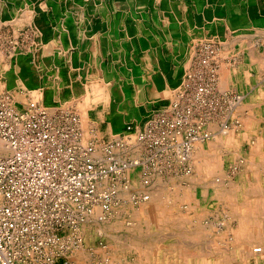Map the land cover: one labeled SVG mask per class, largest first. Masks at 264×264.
Masks as SVG:
<instances>
[{
	"label": "crops",
	"instance_id": "obj_1",
	"mask_svg": "<svg viewBox=\"0 0 264 264\" xmlns=\"http://www.w3.org/2000/svg\"><path fill=\"white\" fill-rule=\"evenodd\" d=\"M1 20H11L7 24L12 25L16 29L34 24V29L44 30V37L49 39L50 42H56L54 45L55 50L52 53V56L54 55L52 57V62L54 63L52 67L56 73L55 76L58 78V81L54 83V85L58 86V92H53L54 100L49 101L50 105L58 103V106H60L61 103L75 101L80 96L85 97L88 93V89L87 91L85 89L86 87L91 86V84L102 83L107 87L105 88V92L109 94L107 101H105L106 98H103L98 102H94L87 109L95 111L92 113V116L96 119L95 114L98 112L99 119L109 120L110 124L113 123L110 118L112 115L110 116V113L107 114L102 111H111V109L121 108V105H124L132 111H138L135 114L132 112L131 117L133 119H129L136 122L145 116L149 105L158 101L160 102V99H163V97L158 98V94L160 92L168 94L173 89L175 83L182 78L184 71L183 64L187 58V54L190 55L188 50L194 42L197 45L198 41L203 38L217 36L221 40L226 41L230 46L234 45L237 47L241 44L240 60L242 62L234 67L235 70H222L221 80L223 84L220 82L222 85L220 86L221 89L224 86L222 89L224 91L232 88L245 95L244 107L248 110L246 115L247 117L250 116L249 114L253 115L248 118L250 119L249 121L245 118L246 125H259L254 120L257 118L264 120V49L262 52L255 49L256 44L264 46V0H0ZM54 36L56 40L53 39ZM234 60L236 59L234 58ZM128 83L131 85L130 89L123 88L120 92L121 87ZM79 84L83 87L82 91L77 90ZM79 93H81L80 96ZM44 99L43 103L46 105L48 102L46 103ZM127 122L128 120L123 123ZM260 124L264 125V121H261ZM114 125L116 124L113 123ZM118 125H122V122H118ZM251 135V142L252 140L256 142L254 144L255 148L244 152L234 150L229 152V162L231 165L235 164L237 158H246V164L243 166L244 169H241L239 172L240 178L237 179L238 181L233 182L234 185L231 187L234 195H232V202H234L232 207L228 206L225 199H218L214 205L208 204L203 199L199 207L202 215H183L180 222L184 223L185 226H174V221L170 219L175 217L170 211L166 213L167 215L165 214L166 216H163L165 220H162V224H155L156 216L153 215L155 210L152 207L154 203H150L144 211L143 209L140 211V207L136 209L135 216L138 215V220L141 222L142 227L145 228L142 234V236H146L143 237L145 241H147V238L153 237L155 233L160 238L154 237L150 239L152 243V245L150 244L151 249L161 248L165 251L164 253L174 254L180 250L184 252L185 246L187 248L186 252L188 250H191V252L199 250L202 254H208V251H212L214 254L220 255L218 260L203 262V264H264V259L259 263H255L254 259L247 260L243 257L250 245L249 243H253V238L257 231H259L257 235L264 238L262 236L264 235V214H261L262 210V213H264V181L261 180V176L264 179V134ZM240 141H245V136L242 140L234 142ZM256 149L258 153L255 152L257 151ZM219 151L216 152V155L213 154V159H217L219 156L221 158L223 153H219ZM256 172L262 174L260 175ZM256 175L258 176L256 177ZM250 178L252 181H247ZM240 182L246 186H241ZM184 184L188 185L187 188L191 191L198 190L206 185L198 186L200 185L199 182ZM164 186L163 189L165 191L173 188V185L166 184ZM246 187H249L248 190L250 192L248 191V194L240 193ZM218 188L223 193L222 187L219 186ZM258 195H261L260 200H258ZM128 199L126 198V201L130 203ZM241 201H243L242 204ZM236 210L238 211L237 213ZM206 211H215V213L210 214L208 212L207 214ZM131 212L134 211L131 210L128 213L119 214L118 218L120 219L118 222H122L123 220L126 224L135 222L131 220L133 219ZM243 214L244 216H241ZM167 216L168 218H166ZM191 220L194 222L197 230H200L199 233L196 231H193L194 233L191 232ZM149 221H151V227L147 226ZM197 221L199 222L197 223ZM208 222L209 224L212 222L216 224L222 222L223 224L225 223V226L218 228V224H215L213 225L214 227H208ZM242 222L245 227L247 224V226L250 225L246 228V232H242L245 231ZM257 222L261 223V227ZM205 226L208 229H202ZM148 228H151L150 231L147 230ZM212 228L213 230H211ZM237 228L238 230H236ZM113 233L118 235L123 233V231H114ZM108 234H110V231L104 235L92 231V241L89 243L88 249L86 248L85 250L88 251L86 254L90 256L87 259H79L78 257L76 260L74 257H71L72 262L75 264H106L103 258L107 256V259L109 256L110 258L113 256L115 257V263L127 264L131 258L128 255L131 254L132 250L127 252L125 246L113 245ZM170 234L173 236H170ZM219 234L225 235L224 238H221ZM250 234H252L251 237H249ZM214 236L220 239H216ZM192 237L200 240V242L198 241V245L195 246L194 242H190ZM186 238L187 240H185ZM222 239L230 240L224 241ZM105 241L107 245L104 247ZM212 242L213 244L211 245ZM218 244L227 247H223V251L225 252L222 251V247L218 246ZM207 246L209 249H205ZM117 248L122 249L117 250ZM141 248V250H144L143 247ZM227 249L228 252H226ZM218 250L220 253H218ZM221 253L224 255H228L229 253L235 254L238 259L236 258V261L227 262ZM59 264L63 263L60 262Z\"/></svg>",
	"mask_w": 264,
	"mask_h": 264
},
{
	"label": "rangeland",
	"instance_id": "obj_2",
	"mask_svg": "<svg viewBox=\"0 0 264 264\" xmlns=\"http://www.w3.org/2000/svg\"><path fill=\"white\" fill-rule=\"evenodd\" d=\"M9 21H3V22L2 20L0 21L1 23L0 24L1 25L0 26V106L3 105L7 107L8 109H11L12 111H15L18 113H30V114L40 113L42 114L41 117L46 116L48 119L53 121V125L56 126V128H59V130L62 133H70L74 135L75 137L77 135V137L75 138L76 140L75 143L78 149L83 150V149H86L87 146L93 147L94 145H95L94 149L95 147L96 149L99 148L101 152L103 153V159L102 160L97 159L96 161H101V163H105V164H107L106 159L108 156V151L113 154V155H110L109 157L113 156L114 158H116L120 165H123V164L128 165L130 163H133L135 160H137V157L139 160L146 163L147 161L146 159H148L149 157H152L151 154H149V157L145 156L148 154L147 150L150 149V144L149 142L146 143L145 141L141 140L140 139L141 136L145 137L146 139L147 138L154 139V148H156L158 143L161 144V141L165 137H167L168 139L169 138L171 139L172 137L177 138L181 134L178 137L176 143L178 142V140H179V143H183V141L187 140L189 132L192 131L193 133L195 132L194 135L197 136L198 139L202 138L203 140L204 139L206 140L212 134H214L215 132H218V130L224 129L225 127L230 128L232 126L237 125V127L241 128V130L244 129L243 134L244 135L246 134L245 141L232 142V144L233 143L234 144L233 146L230 145L231 146V147L229 146L230 148L223 147L222 149H220L219 153L223 152V157L221 155V159L219 157V159L217 158L216 161L221 163L223 160L222 162L223 164L221 163V165H218L215 167V169H219L217 173L214 172V173L209 174V172H205V173H202L200 171L197 172L196 170H198V168L195 167V172L191 176L201 181L195 180V182H192L193 180L190 181L189 179H182L189 174L188 171L190 168L188 167V165L182 166V165H178L177 163L174 165L172 164L169 165V167H167L166 169L164 167L163 170H156V171L153 170L152 173L148 175L150 176V178L147 179L146 178L147 176H145L144 174L145 169H143L144 167H142L143 180H142V183L140 180V183L143 184L142 185L143 187H146L144 186V183L149 182L150 185L147 187H152L153 185L155 186L157 184L175 185L176 183H180V182L182 183L183 182L184 183L185 182L186 183H198L199 182L200 185H204V184H214L213 182L217 181L215 182L217 187L218 185H220L222 187L223 192L225 193L227 192V190L231 189L230 188L231 186L229 187L228 185L229 182L230 181L236 182V180L240 178L239 172L241 169H243V166H244V165H241L240 160L241 159L246 160V158L244 157H241L239 159L237 158L235 161V164L231 165L229 162L230 159L228 156L229 151L234 150L237 152L238 151L244 152L248 149L249 150L253 149L255 148L254 144L256 142L254 141L251 142V139H252V138L250 139V136H252L251 134L253 135L254 134L255 135L264 134V125L260 124L261 121H264L263 119H258V118L254 119L258 121L259 123V125L256 124L255 126H250V125L247 126L246 122L244 123L245 117L243 116H245L246 114V113L244 114V112L245 111L248 112V110L245 109L244 111H242L243 109L240 107L241 106L244 107L245 95L242 92L233 90L232 88L228 89L227 91H224L221 89V87L218 84L219 74L221 73L222 69L223 70L224 69L235 70L234 67L238 66V64L242 62L240 60V57H241L240 49L242 47L241 44L238 45L237 47L234 45L230 46L228 43H226V41L221 40L217 36L201 39L200 41H198L199 43L197 45L196 44L194 45L195 47L193 46L194 49L191 47L192 53H190L189 55V64L185 68L182 78L178 80L173 86L174 89H172V91L173 90L176 91L174 96L172 95L163 96V99H160V102L158 101L152 105H149L147 109L148 112L147 111L145 112L146 113L145 116L142 119H138L136 122L129 120V119H133L131 117L132 115L131 112L135 114L136 112H138L136 110L132 111L131 109L126 108L124 110L117 111L115 116L112 114V112H109L110 116L111 115L112 117L114 116L112 121L116 125L113 126V123L110 124L109 120L99 119L97 115L98 112L95 114V116L97 117L96 119L95 117L92 116V113L95 111H90V109H87L88 107L92 106L94 102H96V96L98 95L90 96V94L87 93L85 97H81L80 96L81 93H79L80 97L79 96L77 97H79L80 99L78 98L75 101L61 103L60 106H58V103H53L52 105H50L49 101L54 100L55 91L58 92V86L54 85L55 81H58L57 76H55L56 73L54 72V68L52 67L54 63L51 64L49 67L44 68V71H46L47 77L46 76L41 77V82H39V84L41 85V86L39 85L40 90H41V97L39 99L36 96L35 98L31 97L32 94L34 95L35 93L29 92L28 89H25L20 86L23 83V81L24 83H26L25 80L21 76L22 73L20 74L19 70H17V72L19 73V76H18V73H16L15 68L20 64V60L23 58H25L26 60L29 59L31 60L32 64H34L35 59L39 56L38 48L43 49L45 47V49H47L46 47L49 44L52 45V44H55L56 42L55 41L50 42L49 39L45 38L44 30H40L37 28L34 29L33 28L34 24H30V26L28 27H20L16 29V28H13L12 25L7 24ZM48 41L49 43H47ZM224 43H226V45ZM224 47H226V49H223ZM255 49L259 50V52H262L264 49V46L261 44L259 45L256 44ZM219 53L221 54L219 55ZM42 54H44V56L42 57L43 59L48 57L46 53H42ZM190 56H193V57L191 58ZM50 57H51V53H50L49 58ZM234 58L236 60H234ZM5 65H7V67ZM42 86L43 87L45 86V87L43 88ZM17 88L20 89V93L17 94L19 95V97L18 99H16V95H14V98H15L13 102L14 106H12L10 102L11 97L13 95V90ZM78 89L82 91L83 87L79 84V86L77 87V90ZM85 89L86 91L88 89V92H89V87H86ZM198 89L203 90L202 95H203V99H205L204 103H200L202 99L196 97L197 96L196 93H198ZM22 92L24 93L22 94ZM170 92L168 94H170ZM88 96L92 97L91 98L93 99L92 102L91 100L87 101ZM180 96H181V99L176 102L178 103L176 107L175 104L172 102L174 101L172 97H176L178 100ZM242 97H243V100L241 99ZM43 98H45L44 101H46V103L48 102L46 105L43 103ZM193 100H195V104H197V106L200 107L199 108L200 110L199 111L194 110L193 114L195 118L191 119V121L184 122L185 114L189 111L187 107L192 104ZM85 103L87 104L85 105ZM90 103H93V104H90ZM171 105L172 107H176V109H170ZM183 106H185V108L181 112L182 110L181 108ZM99 112L101 113V111ZM102 112H106V111H102ZM233 115L234 116L236 115V117H234ZM73 118L79 121V125L77 129L73 122ZM126 120H128V122L124 124L123 122H126ZM236 120H238V122ZM48 121L49 120H47L46 122ZM78 121H77V124H78ZM181 121L183 122L180 125ZM118 122H122V125H118ZM173 132H176V133L173 135L171 134ZM127 137L131 138V140L128 139ZM134 137L136 138L133 139ZM174 139L172 140V144L173 143L175 144ZM80 141L82 142L80 143ZM83 141L85 142L87 141V143ZM195 141L196 140L191 141V144L192 142H195ZM237 143L239 147H237ZM175 150H178V147H174V151ZM6 157H10V156H6ZM162 159L166 161H170V160H167V157H163ZM77 170L78 169L76 168L74 172ZM125 171L126 169L123 170V172ZM197 173L198 174L200 173L199 174L200 176ZM201 176L203 177L204 180L202 179ZM199 177H201V179H199ZM218 179L219 180L221 179L220 180L221 182ZM137 180L139 181V179ZM116 181H121L122 183L120 186L119 185L115 186V189H116L115 191H118L119 189L121 190L123 188H127L129 190L132 187L131 186L132 184H130L131 182L129 183L124 177L122 179V176L120 180L118 179ZM112 183L113 182H111V184ZM140 185L139 187L136 186V188L132 189V192H135L137 196V199L134 202H138L139 199L142 197V195L141 196L139 195L140 197L137 195V191L143 188V187H140ZM210 192L214 193V191L212 190ZM118 194H119V191H118ZM123 194H124V197L129 198L130 202H133L131 198L129 197L130 196L129 192L128 193L125 192ZM96 207L103 208L102 206H96ZM62 230H63L62 225H58V233H61ZM70 231H71L70 233H67L66 238H64V241L66 242L69 248L72 247L71 245L77 244V242L71 244L72 242H74V239L72 238L74 233L72 232L71 229ZM70 250L71 248L69 249V253H70ZM72 261L73 260L71 259L70 254L67 255L65 253V255L64 254L58 255L54 264H59L60 262H62L63 264H75ZM198 264H203V263L199 262Z\"/></svg>",
	"mask_w": 264,
	"mask_h": 264
},
{
	"label": "built area",
	"instance_id": "obj_3",
	"mask_svg": "<svg viewBox=\"0 0 264 264\" xmlns=\"http://www.w3.org/2000/svg\"><path fill=\"white\" fill-rule=\"evenodd\" d=\"M202 92L198 89L196 93L202 99L200 103L205 102ZM180 99L181 96L177 101ZM177 101H172L175 106ZM176 107L171 105L170 109ZM187 108L184 122L195 118L194 110H200L195 100ZM41 115L0 106V141L13 152L10 157L0 155V264H54L58 255L67 254L70 249L64 241L70 229L75 233L72 237H76L78 226L95 206L111 208L120 190L115 191V186L122 183L116 180L121 179L127 167L109 157L113 155L109 151L107 164L96 161L94 147L78 149L77 135L62 133L53 121ZM73 122L78 127L79 121L77 124L73 118ZM194 134L189 132L183 143H176L181 134L177 138L165 137L156 148L154 139L141 136L150 144L145 156L152 155L143 165L146 178L153 170H163L171 164L187 165L191 141L198 139ZM174 147L178 150L174 151ZM105 179L113 183L100 189ZM136 199L135 195L133 200ZM58 225L63 227L61 233Z\"/></svg>",
	"mask_w": 264,
	"mask_h": 264
},
{
	"label": "bare ground",
	"instance_id": "obj_4",
	"mask_svg": "<svg viewBox=\"0 0 264 264\" xmlns=\"http://www.w3.org/2000/svg\"><path fill=\"white\" fill-rule=\"evenodd\" d=\"M42 6H44V5H42ZM14 12V11H13ZM26 13V12H25ZM17 14V13H16ZM24 16V15H23ZM86 17V16H85ZM3 21H6V20H2V22ZM9 21V20H8ZM11 21V20H10ZM1 24V23H0ZM1 26V25H0ZM73 32H75L74 30H73ZM83 32V31H82ZM96 35V34H95ZM60 37V36H59ZM76 37H78V36H76ZM54 38H55V36H54ZM79 38V37H78ZM82 38V37H81ZM88 38H90V37H88ZM94 38V37H93ZM84 39V38H83ZM80 43V42H79ZM81 43H83V42H81ZM222 44V43H221ZM225 45H226V43H224ZM54 45L55 44H49L46 48L47 49H45V47L43 48V49H40V48H38V53H39V56L35 59V63L34 64H32V62H31V60H29V59H25V58H23V59H21L20 60V64L15 68L16 69V73H18L17 72V70H19V73L21 74L22 73V78L25 80V82L26 83H24V81H23V83L20 85L21 87H23V88H25V89H28L29 90V92H32V93H35L34 95L32 94V96L31 97H33V98H35V96L39 99L40 97H41V90H40V84H39V82H41V77H47V75H46V71H44V68H47V67H49L50 66V64H53V62H52V53H53V51L55 50V48H54ZM195 45V42H194V44H192L191 45V47L194 49V46ZM72 46V45H71ZM75 46V45H74ZM96 46V45H95ZM194 46V47H193ZM190 47V48H191ZM189 48V52L190 53H192V49H190ZM40 49V50H39ZM223 49H226V47H224ZM228 49V48H227ZM71 51V50H70ZM226 51V50H225ZM233 51V50H232ZM58 52V51H57ZM64 52H66V51H64ZM101 52V51H100ZM108 52V51H107ZM227 52V51H226ZM3 53V52H2ZM42 53H46V55H48V57L47 58H45V59H43L42 57L44 56V54H42ZM50 53H51V57L49 58V56H50ZM233 53V52H232ZM41 54H42V56H41ZM221 53H219V55H220ZM229 54H230V52H229ZM234 54V53H233ZM93 55V54H92ZM189 54H187V58L185 59V62H184V64H183V68H184V70H185V68L188 66V64H189V56H188ZM228 55V54H227ZM227 55H225V56H227ZM103 56V55H102ZM218 56V55H217ZM222 56V55H221ZM224 56V55H223ZM231 56H232V54H231ZM191 58L193 57V56H190ZM219 57V56H218ZM105 58V57H104ZM228 58V57H227ZM221 59V58H220ZM223 59H224V57H223ZM227 61V60H226ZM34 62V61H33ZM98 62V61H97ZM222 63V62H221ZM229 63V62H228ZM89 64V63H88ZM219 64V63H218ZM223 64V63H222ZM226 64V63H225ZM233 64V63H232ZM228 65V64H227ZM230 65V64H229ZM6 67H7V65H5ZM56 66H57V64H56ZM225 66V65H224ZM219 67V66H218ZM52 68V67H51ZM94 68V67H93ZM49 69V68H48ZM223 70V69H222ZM222 70H221V72H222ZM227 71V70H226ZM184 72V71H183ZM19 73H18V76H19ZM120 75V74H119ZM51 76H52V74H51ZM222 76H223V74H222ZM98 78V77H97ZM184 78V77H183ZM218 78V77H217ZM103 79V78H102ZM222 78H221V73L219 74V86L221 85V83L223 84V82H222V80H221ZM13 80V79H12ZM153 80V79H152ZM11 81V80H10ZM124 82V81H123ZM128 82V81H127ZM217 82H218V80H217ZM221 82V83H220ZM10 83V82H9ZM130 83V82H129ZM126 84V85H124L123 87H121V90H120V92L122 91V89L123 88H126L127 90H129L130 89V86L132 85V83H130V84ZM86 84V83H85ZM11 85V84H10ZM18 85V84H17ZM40 85V86H39ZM142 85V84H141ZM168 86V85H167ZM222 86V85H221ZM220 86V87H221ZM30 87H31V89H30ZM43 87V86H42ZM180 87V86H179ZM224 87V86H223ZM223 87H222V89H223ZM105 88H107V87H105L104 86V84H102V83H99V84H94V85H92L91 84V86H89V94H90V96L91 95H98V96H96V102H98V101H100V99H103V98H106L105 99V101H107V99H108V97H109V94L108 93H106L105 92ZM117 88V87H116ZM4 89V88H3ZM117 89H120V88H117ZM174 89V88H173ZM33 90V91H32ZM164 91V90H163ZM171 92H170V94H166V93H159L158 94V98H160V97H163V96H167V95H172V96H174V94L176 93V91H172V90H170ZM20 93V89H15V90H13V95H12V97H11V104H12V106H14V104H13V102H14V95H16V99H18V97H19V95H17V94H19ZM24 92H22V94H23ZM135 94V93H134ZM179 94V93H178ZM177 94V95H178ZM181 94V93H180ZM26 95V94H25ZM90 96H88V98H87V101H89V100H91V102L93 101V99H91L92 97H90ZM121 96H122V94H121ZM177 97V96H176ZM176 97H172V99L174 100V101H177V98ZM240 97V96H239ZM7 98V97H6ZM28 98V97H27ZM143 98H144V96H143ZM242 100H243V97L241 98ZM9 101V100H8ZM23 101V100H22ZM38 101V100H37ZM80 103V102H79ZM239 103V102H238ZM35 104V103H34ZM42 104V103H41ZM87 103H85V105H86ZM90 104H93V103H90ZM33 105V104H32ZM31 106V105H30ZM86 107V106H85ZM42 108V107H41ZM83 108V107H82ZM240 108H242L241 110L242 111H244L246 108L245 107H240ZM240 108H238V109H240ZM124 109H126V106H124V105H121V108H114V109H111V111H107L106 110V113H109V112H112V114L115 116L116 115V113H117V111H119V110H124ZM237 109V110H238ZM234 111V110H233ZM86 112V111H85ZM105 113V114H106ZM122 113V112H121ZM132 113V112H131ZM234 113V112H233ZM247 114V112L245 111L244 112V114ZM34 114V113H33ZM120 114V113H119ZM126 114V113H125ZM237 114V113H236ZM245 114V116H243V117H245L248 121L250 120V119H248L250 116H253V115H251V114H249L250 116L249 117H247V115ZM131 115V114H130ZM114 116L111 118V119H113L114 118ZM234 116V115H233ZM234 117H236V115L234 116ZM81 119V118H80ZM120 119V118H119ZM241 119V118H240ZM242 120V119H241ZM78 121V120H77ZM81 121H83V120H81ZM124 121V120H123ZM127 121V120H126ZM237 122H238V120H236ZM241 122V121H240ZM246 121H244V123H245ZM258 122V121H257ZM94 123V122H93ZM96 123V122H95ZM81 124V123H80ZM74 125V124H73ZM82 125V124H81ZM86 125V124H85ZM247 126H249L248 124H247ZM75 127V126H74ZM85 127V126H84ZM229 127V126H228ZM73 128V127H72ZM81 128V127H80ZM83 128V127H82ZM76 129H77V127H76ZM246 129V128H245ZM243 131H244V129H242L241 130V128H239V127H237V125L236 126H232V127H230V128H224V129H221V130H218V132H215L214 134H210L211 136L210 137H208V139H202V138H199V139H196V141L195 142H192V144H191V147H190V149H189V154H187V156H186V164L188 165V167L190 168L189 169V174L187 175V176H185L184 178H182V179H189L190 181H192V182H195V180L196 181H201V180H198L197 178H194L193 176H191L194 172H195V167L196 168H198V170H196L197 172L198 171H200V172H202V173H205V172H209V174H211V173H214V172H216L217 173V171H219V169H215V167L216 166H218V165H221V163L223 162V160H222V162L220 163V162H218V161H216L217 159L215 158V159H213L214 157H213V154L214 155H216L217 153V151L218 150H220V149H222L223 147H225V148H230L231 146L230 145H232L233 146V144H232V142H234V141H236V140H242L243 138H244V136L246 135H244L243 134ZM82 132V131H81ZM85 132H86V130H85ZM97 132V131H96ZM76 133V132H75ZM88 133V132H87ZM86 133V134H87ZM245 133V132H244ZM76 135V134H75ZM83 135V134H82ZM87 136V135H86ZM89 136V135H88ZM98 136V135H97ZM250 136V135H249ZM81 137V136H80ZM79 137V138H80ZM251 137V136H250ZM257 137V136H256ZM83 138V137H82ZM136 137H134L133 139H135ZM246 138H248V137H246ZM263 138V137H262ZM264 139V138H263ZM84 140H85V138H84ZM131 140V139H130ZM257 140V139H256ZM261 140V139H260ZM88 141V140H87ZM87 141L85 142V141H83V142H85V143H87ZM253 141V140H252ZM82 141H80V143H81ZM131 142V141H130ZM129 142V143H130ZM135 142V141H134ZM258 142V141H257ZM132 143H133V141H132ZM83 144V143H82ZM100 144V143H99ZM135 144V143H134ZM241 144V143H240ZM130 145V144H129ZM242 145V144H241ZM83 146V145H82ZM95 146V145H94ZM93 146V147H94ZM230 146V147H229ZM257 146V145H256ZM88 147V146H87ZM237 147H239L238 146V143H237ZM236 147V148H237ZM85 148V147H84ZM138 148V147H137ZM136 148V149H137ZM262 148V147H261ZM99 149V148H98ZM96 149V147H95V151L93 152V156H94V158L95 159H98V160H102L103 159V153L101 152V150L99 149ZM139 150V149H138ZM257 150V149H256ZM131 151V150H130ZM134 151H135V149H134ZM137 151V150H136ZM261 151V150H260ZM230 152V151H229ZM256 153H258V150L257 151H255ZM223 153V152H222ZM234 153V152H233ZM237 153V152H236ZM13 154V152L10 150V149H8V148H6L5 147V145H4V143L3 142H1L0 141V155L1 156H11ZM262 154H263V152H262ZM237 155H238V153H237ZM106 156V155H105ZM104 156V157H105ZM135 156V155H134ZM142 156V155H141ZM223 156V155H222ZM229 156V155H228ZM261 156V155H260ZM218 157V156H217ZM220 157V156H219ZM239 157V156H238ZM256 157H257V155H256ZM255 157V158H256ZM219 159V158H218ZM221 159V158H220ZM249 159H250V157H249ZM254 159V158H253ZM235 160V159H234ZM136 161H139V163H135ZM250 161V160H249ZM254 161V160H253ZM126 162V161H125ZM135 162L134 163H130V164H128L127 165V167H126V171L123 173V175H122V177H124V178H126V180L130 183V184H132L131 186V189H129V190H126V189H124V191H123V189H121V190H119V194L117 195V200L114 202V204L111 206V208H109V210H103V208H99V207H96L95 206V208L93 209V211L91 212V214H88L87 215V217H86V219H84L81 223H80V225L78 226V228H77V230H76V237L74 236V237H72L73 239H74V242H72L71 244H73V243H75V242H77V244L76 245H71L72 247H70L71 248V250H70V253H69V251H67L68 253H67V255L68 254H70V257H74L75 258V260L79 257V259L80 258H86L87 259V257H89L90 255H88V254H86L88 251H85L86 250V248L88 249V247H89V243L92 241V231H94V232H96V233H99L100 235H104L105 233H108L109 231H110V234H108L109 236H110V238H111V240H112V242H113V245H119V246H125V248H126V251L127 252H129L130 250H132L131 251V254H129L128 256H131V258L128 260V263L127 264H198L199 262H210L211 260H218V258L220 257V255L219 254H214V252H212V251H208V254H202L199 250H197V252H195L194 250H193V252H191V250L189 251L188 250V252H186L187 250V248H185V246H184V244H183V246H184V252L182 251V250H180V251H177V252H175L174 254H168V253H164L165 251H163L161 248H158V249H151L152 247H151V245H152V243H151V240L150 239H152V238H154V237H158V234H154L153 235V237H150V238H147V241H145V239L143 238V237H146V236H142V234H143V230L145 229L144 227H142V225H141V222L138 220L139 218L137 217V216H135V212H136V209L137 208H139L140 207V211H141V209H143V211H144V209H147V207L150 205V203L152 204V203H154L153 204V206L152 207H154V214L153 215H155L156 216V218H155V224H162V220H165V219H163V216L167 213V212H171V214L172 215H174V217L175 218H173V219H170V220H173L174 222H173V225L174 226H176V225H184V223H181L180 222V220H182V217H183V215H187L188 216V214L189 215H191V214H201L202 215V213H200V209H199V207H200V205H201V203H202V201H203V199H205V201L208 203V204H212V205H214V203L216 202V201H218V199H225V200H227L226 202L228 203V206L229 207H232V204L234 203V202H232V195H233V190L232 189H230V190H227V192H221L220 190H219V186L220 185H218V187H217V185H216V183L215 182H217V181H215V182H213L214 184H206V185H202L203 187V189L202 188H200V189H198V190H190L189 188H187V186L188 185H185L184 184V182L182 183V182H180V183H176L175 185H173L172 187L173 188H170V190L169 191H165V189H163V186L164 185H160V184H157V185H153L152 187H143L142 185L143 184H141L142 183V180H143V177H142V167H144L143 165H145L146 163L145 162H143V161H141V160H139L138 159V157H137V160H135ZM224 162H226V161H224ZM252 162V161H251ZM250 162V163H251ZM261 162H263L262 160H261ZM141 163V164H140ZM240 163H241V165H245L246 164V160L245 159H241L240 160ZM249 163V164H250ZM223 164V163H222ZM248 164V163H247ZM252 164V163H251ZM250 164V165H251ZM254 164V163H253ZM126 165V164H125ZM256 166H258V165H256ZM256 166H254V167H256ZM186 167V166H185ZM227 167V166H226ZM231 167V166H230ZM237 167V166H236ZM235 167V168H236ZM251 167V166H250ZM250 167H249V169H250ZM258 167H261V166H258ZM222 168V167H221ZM238 168V167H237ZM240 168V167H239ZM245 168H247V167H245ZM253 168V167H252ZM262 168V167H261ZM143 169H145V168H143ZM244 169V168H243ZM255 169V168H254ZM251 170V169H250ZM258 170V169H257ZM234 171H236V170H234ZM260 172V171H259ZM259 172H256V173H259ZM223 173V172H222ZM198 174V173H197ZM200 174V173H199ZM198 174V175H199ZM260 175L262 174V173H259ZM203 175V174H202ZM207 175V174H206ZM244 175V174H243ZM250 175V174H249ZM200 176V175H199ZM232 176H233V174H232ZM248 176V175H247ZM258 175H256V177H257ZM187 177V178H186ZM193 177V178H192ZM202 177V176H201ZM201 177H199V179H201ZM218 177V176H217ZM252 177V176H251ZM262 177V179L261 180H263L264 181V179H263V176H261ZM160 178V177H159ZM210 178V177H209ZM221 178V177H220ZM137 179H139V181L137 180ZM202 179H203V177H202ZM215 179V178H214ZM223 179V178H222ZM239 179V178H238ZM256 179H258V178H256ZM133 182H132V181ZM140 180H141V183H140ZM204 180V179H203ZM211 180V179H210ZM219 180V179H218ZM221 180V179H220ZM219 180V181H220ZM260 180V179H259ZM259 180H258V183H259ZM223 181V180H222ZM230 181V180H229ZM237 181V180H236ZM247 181H252V179L250 178V179H248ZM111 182H113L112 180H110V179H105V180H103L101 183H100V189H104V188H106L107 186H111ZM156 182V181H155ZM162 182V181H161ZM221 182V181H220ZM219 182V183H220ZM242 182V181H241ZM240 182V183H241ZM186 183V182H185ZM141 184V185H140ZM184 184V185H183ZM139 185H140V187H143L142 189H140V190H138L137 191V194H139L140 196L142 195V197L139 199V201L138 202H134V200H133V197L136 195L135 194V192H132V189H134V188H136V186L137 187H139ZM192 185V184H191ZM190 185V186H191ZM198 185V184H197ZM229 187L231 186H233L234 185V183H233V181H230L229 182ZM236 185V184H235ZM246 186L245 184H242L241 183V186ZM250 185V184H249ZM256 185V184H255ZM259 185V184H258ZM198 186H201V185H198ZM237 186H238V184H237ZM240 186V187H241ZM260 186V185H259ZM164 187H166V186H164ZM221 187V186H220ZM230 187V188H231ZM236 187V186H235ZM252 187V186H251ZM253 188V187H252ZM259 188V187H258ZM237 189V188H236ZM239 190H240V188H238ZM249 189V187H246V188H243L242 189V192H240V193H242V194H248V190ZM262 189V188H261ZM167 190V189H166ZM214 191V193H211L210 191ZM224 190H225V188H224ZM259 191L261 192V190L259 189ZM130 193V198H131V200L133 201V202H127L126 201V198L124 197V194L123 193ZM250 192V191H249ZM262 193V192H261ZM236 194V193H235ZM242 194H240V195H242ZM138 195V196H139ZM253 195V194H252ZM139 196V197H140ZM234 196V195H233ZM237 196V195H236ZM259 196V195H258ZM261 196V195H260ZM259 196V199L258 200H260V197ZM245 197V196H244ZM203 198V199H202ZM236 198V197H235ZM240 198H242V197H240ZM253 198V197H252ZM129 200V199H128ZM236 200V199H235ZM250 200V199H249ZM242 202L243 201H241V204H242ZM244 202H246V201H244ZM124 203H125V205H124ZM256 203H258L257 201H256ZM256 203H255V205H256ZM239 204V203H238ZM164 205H166V206H164ZM227 205V204H226ZM245 205H246V203H245ZM250 205V204H249ZM125 206V207H124ZM126 206H129L130 207V209H129V207H126ZM205 206V205H204ZM217 206V205H216ZM237 206V205H236ZM235 206V208H237ZM243 206V205H242ZM234 207V206H233ZM261 207V206H260ZM97 208V209H96ZM204 208V207H203ZM235 208H233V209H235ZM240 208V207H239ZM96 209V210H95ZM152 209V208H151ZM231 210H232V208H230ZM131 210H133L134 212H131V215H132V217H133V219H131V220H134L135 222H131V223H129V224H126L125 223V221L123 220L122 222H118L119 221V219L120 218H118L119 217V214H121V213H124V212H126V213H128V212H130ZM246 210V209H245ZM244 210V211H245ZM143 211H142V214H143ZM226 211V210H225ZM250 211V210H249ZM263 211V210H262ZM262 211H261V214H264V213H262ZM207 212V211H206ZM210 214H212V213H215V211L213 212V211H208ZM208 212H207V214H208ZM238 211L236 210V213H237ZM240 212V211H239ZM259 212V211H258ZM139 213V212H138ZM137 213V214H138ZM229 213H230V211H229ZM232 213V212H231ZM249 213V212H248ZM152 214V213H151ZM170 214V213H169ZM239 214V213H238ZM254 214H255V212H254ZM260 214V215H261ZM144 215V214H143ZM147 215V214H146ZM167 215V214H166ZM165 215V216H166ZM204 215V214H203ZM228 215V214H227ZM237 215V214H236ZM249 215V214H248ZM255 215H257V214H255ZM140 216V215H139ZM148 216V215H147ZM218 216V215H217ZM222 216V215H221ZM241 216H244V214L243 215H241ZM246 216V215H245ZM200 217V216H199ZM206 217V216H205ZM210 217V216H209ZM225 217H227V216H225ZM258 217V216H257ZM261 217V216H260ZM263 217H264V215H263ZM262 217V218H263ZM166 218H168V216L166 217ZM171 218V217H170ZM231 218V217H230ZM148 219H149V217H148ZM151 219V218H150ZM187 219V218H186ZM218 219V218H217ZM236 219V218H235ZM257 219V218H256ZM168 220V219H167ZM228 220H229V218H228ZM247 220V219H246ZM137 221V222H136ZM256 221V220H255ZM258 221V220H257ZM190 222V221H189ZM199 221H197V223H198ZM230 222V221H229ZM235 222V221H234ZM241 222V221H240ZM259 222V221H258ZM257 222V223H258ZM186 223H187V221H186ZM201 223V222H200ZM207 223V222H206ZM228 223V222H227ZM232 223V222H231ZM245 223V222H244ZM167 224V223H166ZM190 226H191V229H192V231L191 232H193V231H196L197 233H199V231L197 230V228H196V226L194 225V222L191 220V222H190ZM208 224H209V222H208ZM216 223H214V222H212V223H210L209 225H208V227H214L213 225H215ZM218 224V225H217ZM216 225H217V227L218 228H222V227H224L225 226V223L223 224L222 222H220V223H217ZM235 224H236V222H235ZM234 224V225H235ZM238 224V223H237ZM259 224V223H258ZM261 224V223H260ZM259 224V225H260ZM197 225V224H196ZM199 225V224H198ZM210 225H212V226H210ZM242 225H243V222H242ZM246 225V224H245ZM248 225V224H247ZM246 225V227H245V231H242V232H246L247 230H246V228H248L249 226H247ZM254 225V224H253ZM252 225V226H253ZM257 225V224H256ZM147 226H152L151 225V221H149L148 222V225ZM173 226V227H174ZM185 226V225H184ZM204 226V225H203ZM240 226H241V223H240ZM242 226V227H243ZM262 226H263V224H262ZM177 227H179V226H177ZM232 227H233V225H232ZM231 227V228H232ZM237 227V226H236ZM241 227V228H242ZM259 227V226H258ZM260 227H261V225H260ZM119 228V229H118ZM147 228V227H146ZM162 228V227H161ZM183 228V227H182ZM203 228H206V229H208L207 228V226H205V227H202V229ZM216 228V227H215ZM217 228V229H218ZM227 228V227H226ZM252 228H254V227H252ZM150 229L151 228H148L147 230L148 231H150ZM155 229V228H154ZM159 229V228H158ZM184 229H186L187 230V228L186 227H184ZM201 229V230H202ZM258 230H259V228H257ZM120 230H122L123 231V233H120V234H118V235H115L113 232L114 231H120ZM211 230H213V228L211 229ZM232 230V229H231ZM235 230V229H234ZM233 230V231H234ZM236 230H238V228L236 229ZM244 230V229H243ZM172 231V230H171ZM204 231V230H203ZM254 231V230H253ZM262 231H263V229H262ZM261 231V232H262ZM191 232H189V233H191ZM195 232V233H196ZM223 232V231H222ZM235 232V231H234ZM250 232V231H249ZM256 232V231H255ZM257 232H259V231H257ZM255 233V237L253 238V243H249L250 245H249V247L247 248V251H246V253L244 254V258H246L247 260H250V259H254L255 260V262L256 263H259L261 260H263L264 259V238H261L259 235H257V234H259V233ZM149 233V232H148ZM170 233V232H169ZM194 233V232H193ZM209 233V232H208ZM221 233V232H220ZM225 233V232H224ZM232 233V232H231ZM112 234V235H111ZM164 234V233H163ZM205 234V233H204ZM203 234V235H204ZM216 234H218V233H216ZM226 234V233H225ZM233 235H234V233H232ZM247 234H248V232H247ZM74 235H75V233H74ZM177 235H179V234H177ZM180 235H181V233H180ZM201 235V234H200ZM200 235H199V237H200ZM220 235V237L222 238H224V236L225 235H222V234H219ZM242 235H244V234H242ZM251 235L252 234H250V236L249 237H251ZM167 236H169V235H167ZM170 236H173L172 234H170ZM176 236V235H175ZM183 236V235H182ZM187 236V235H186ZM216 236V235H215ZM214 236V237H215ZM235 236H237L238 237V235H236L235 234ZM239 236H240V234H239ZM262 236H264V235H262ZM92 237V238H91ZM161 237V236H160ZM181 237V236H180ZM243 237H245V236H243ZM159 238V237H158ZM173 238H175V237H173ZM211 238V237H210ZM216 238V237H215ZM218 238V237H217ZM216 238V239H217ZM226 238H227V236H226ZM225 238V239H226ZM233 238V237H232ZM160 239V238H159ZM181 239H182V237H181ZM184 239V238H183ZM192 240L190 241V242H194L195 244V246L196 245H198V241L200 242V240H198L197 238H191ZM218 239H220V238H218ZM225 239H222V240H224V241H229V240H225ZM236 239V238H235ZM244 239V238H243ZM249 239V238H248ZM71 240V239H70ZM108 240V239H107ZM165 240V239H164ZM163 240V241H164ZM168 240V239H167ZM185 240H187V238L185 239ZM212 240H214V239H212ZM212 240H210V241H212ZM221 240V241H222ZM237 240V239H236ZM245 240L248 242V240L245 238ZM250 240V239H249ZM252 240V239H251ZM181 241V240H180ZM206 241V240H205ZM208 241V240H207ZM239 241V240H238ZM162 242V241H161ZM178 243H181V242H179V241H177ZM189 242V243H190ZM201 242H202V240H201ZM204 242V241H203ZM219 242H220V240H219ZM105 243V245H104V247L107 245L106 244V241L104 242ZM183 243V242H182ZM181 243V244H182ZM185 243H187V242H185ZM188 243V244H189ZM214 243H216L215 241H214ZM227 243V242H226ZM236 243H237V241H236ZM239 243V242H238ZM151 244V245H150ZM174 244V243H173ZM188 244H186V245H188ZM191 244H193V243H191ZM200 244V243H199ZM203 244V243H202ZM213 244V242L211 243V245ZM157 245V244H156ZM206 245H208V244H206ZM210 244H209V246L212 248V246H211ZM215 245H217V244H215ZM231 245V244H230ZM229 245V246H230ZM239 245H241L240 243H239ZM91 246V245H90ZM95 246V245H94ZM182 246V245H181ZM192 246V245H191ZM190 246V247H191ZM202 246V245H201ZM218 246H220V247H222V251L224 250L223 249V247H224V245L223 246H221L220 244H218ZM217 246V247H218ZM229 246H228V248H229ZM233 246V245H232ZM103 247V248H104ZM141 247H143L144 248V250H141L142 248ZM147 247V248H146ZM169 247V246H168ZM226 247V246H225ZM224 247V248H225ZM240 247V246H239ZM241 247H242V245H241ZM138 248H140V249H138ZM146 248V249H145ZM180 248V247H179ZM183 248V247H182ZM196 248V247H195ZM198 248V247H197ZM202 248V247H201ZM206 248H208L209 249V247L207 246V247H205V249ZM213 248H214V245H213ZM215 248H216V246H215ZM227 248V247H226ZM237 248V247H236ZM235 248V249H236ZM92 249V248H91ZM118 249H122V248H117V250ZM166 249V248H165ZM181 249V248H180ZM204 249V248H203ZM204 249V250H205ZM240 249V248H239ZM242 249V248H241ZM246 249V248H245ZM244 249V250H245ZM106 250V249H105ZM201 250V249H200ZM85 251V252H84ZM98 251V250H97ZM221 251V252H222ZM230 251V250H229ZM210 252V253H209ZM216 252V251H215ZM223 252H225V251H223ZM226 252H228V249L226 250ZM234 252V251H233ZM170 253H173V252H170ZM218 253H220V251L218 250ZM53 254L55 255V254H57V251H54L53 252ZM128 254V253H127ZM221 254H223V253H221ZM240 254H241V252H240ZM111 255V254H110ZM112 256V255H111ZM222 256H224L223 258H224V260L225 261H227V262H231V261H236V255L234 254H231V253H229L228 255H222ZM106 257L107 256H105L103 259L105 260V262H106V264H107V262H109V264H113V262H114V260H115V257H111L110 258V256L106 259ZM238 257H239V255H238ZM118 258V257H117ZM238 259V258H237ZM224 260H223V262H224ZM246 261V260H245ZM244 261V262H245ZM104 262V263H105ZM121 262V261H120ZM241 262H242V260H241ZM95 263V262H94ZM225 263V262H224ZM98 264V263H97ZM114 264H119V263H115L114 262ZM242 264V263H241Z\"/></svg>",
	"mask_w": 264,
	"mask_h": 264
}]
</instances>
